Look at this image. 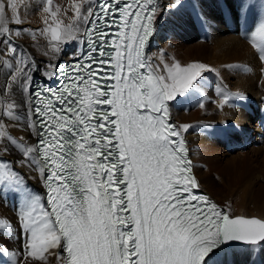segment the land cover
<instances>
[{
	"label": "snow or ice",
	"instance_id": "1",
	"mask_svg": "<svg viewBox=\"0 0 264 264\" xmlns=\"http://www.w3.org/2000/svg\"><path fill=\"white\" fill-rule=\"evenodd\" d=\"M214 2L245 20L256 6ZM183 6L172 0L173 9ZM193 9L214 21L202 0ZM160 10L158 0H73L70 8L45 0L47 27L36 30L51 49L44 55L73 50L67 63L41 69L13 40L25 33L35 40V32L12 28L23 23L18 4L0 0V67L9 70L0 84V199L17 209L15 220L0 221L15 229L13 239L0 236L9 264H207L233 244L249 258L257 247L264 253V217L235 215L199 192L182 138L190 126L174 124L170 107L201 94L210 69L154 63L149 43ZM243 39L264 62V12ZM218 95L220 109L246 98L223 85ZM21 120L28 139L8 127ZM29 178L41 181L42 193Z\"/></svg>",
	"mask_w": 264,
	"mask_h": 264
},
{
	"label": "bare ground",
	"instance_id": "2",
	"mask_svg": "<svg viewBox=\"0 0 264 264\" xmlns=\"http://www.w3.org/2000/svg\"><path fill=\"white\" fill-rule=\"evenodd\" d=\"M11 2H15L18 4L19 15L20 18L23 20V23L20 25H17L14 22H12L11 27L28 29L30 30V32H35V35L37 37V39L34 40L31 34L25 33L21 37L13 36V40L15 41L16 44L21 45L24 49H26L28 52L31 53V56L35 58V61L39 64L41 69H44L45 65L49 62L56 63V61L61 59H69V53H71V51L73 50V46L71 45H69L68 48L66 49V54L62 56L50 57L44 55L46 51L50 52L51 49L48 45V41L45 40L43 37H41L39 35V32L36 30L47 27L44 24L45 14L42 11V6H44L45 0H11ZM55 3H57L61 7L70 8V5L73 3V0H55ZM158 3L160 4L161 10L160 13L158 14V19L156 21L155 35L153 36L152 40L149 43V55L153 58L155 64L160 65L161 69H163V65L165 63L172 64L176 61L180 62L182 65L194 63L195 59L193 58L194 56L191 54L192 44H187L185 47V43H183L184 40L189 39L188 37L191 34L190 33L191 25H192L191 20L189 18L188 19L183 18L181 24L184 21L186 23L182 24L178 28V22L181 16L178 17L177 24L174 23L173 20L169 18V15L173 10V8L171 7L172 0H158ZM206 7L209 9V11L207 12L211 17L213 18L221 17L220 12H218L219 14L217 12H212L210 6H206ZM256 7L257 10L258 8H260L258 7V5ZM220 9L222 13L225 12L227 14V8L222 9L221 6ZM185 14H187V11L185 12ZM67 15L68 17H71L72 15L71 11H69ZM182 17H184V15H182ZM221 18L223 19V17ZM235 20H236L235 17H230V21H231L230 24L232 25L231 28L233 29V27H235L234 28L235 32L234 30H232L231 34L230 32L228 33L230 35L227 34L226 36H223L224 38H222L221 35L220 39L214 41V45L212 46L214 47L213 51H215L213 58L217 60L218 63L223 62V60H225L224 58L223 60L216 59L217 57L216 52H218L219 50H228L231 51L229 54L231 58L240 59L241 61H244V63L245 62L248 63L247 72H245L244 74L241 73V71L239 70L238 72L234 70H229V71L223 70L224 71L223 74L225 75L226 78L224 80V86L233 93L235 92L243 93L246 98L244 100H234L232 103L235 106L233 107L225 106L223 109H220L218 108V103L220 100L219 96H216L218 98L212 96V101L215 102L212 103V105H210L207 104L206 101H204V99H207V96L204 93H201L203 97L204 105L206 107L204 106L202 108L198 105V107H196L195 109L193 108L189 111L190 107L193 106L195 102L193 97L195 98L197 97V96H190L187 99L182 98L178 102L173 103L170 108H171L172 118L176 121L178 125L187 124L190 126L187 129V131L183 133L185 134L188 140V145L190 147L191 162L193 164V170L196 174L198 183L201 186V188L204 189L206 192H208L210 196L215 198V200L220 202L222 205L224 206L230 205L231 210L232 212H234V214L257 215L260 217H264V200L256 199V201H260L259 204L258 203L254 205L249 204L245 200L244 193L241 192L240 197L237 199V202H235L234 200H231L229 197H227L225 194H222V192L218 193V189H220L221 186L219 185V183H217V180H215V178L209 176L203 179V174H202L203 172H205V174H207V172L211 174L210 172L212 168L210 162L212 161L207 160L209 158H205L207 157L205 154L208 153H204L203 155L202 153H199V151L200 150H201L200 152H203L204 150L206 151L205 146L208 144L210 145V143H207L206 145L202 144L201 140L205 139V141L203 140L204 142L215 141L218 132L213 128V125L217 126L218 129L220 130L221 138L224 137V139L226 140L228 138L227 135L229 136L232 135L234 137V143H241L243 145L248 144V142L250 141H253V136L256 133V136L254 137V141L256 142L255 143L256 145L254 144L255 146H251L253 149L252 151H256L257 153H263L264 156V126L259 127L256 125V123L252 121L253 116H255V119H257L259 113H264V73L263 74L259 73V69H258L259 65H260L259 68L260 67L264 68V62H261L259 59L253 58L252 48L249 46L246 40L241 38V35H239V33L237 32L236 30L237 23L235 26V22H236ZM243 22H245V20ZM49 23H51L50 18H49ZM67 23H70V20L65 18L64 24ZM64 24H62L61 27H63ZM245 30H247V28H245ZM213 34L215 35V33ZM199 45L202 44L200 43ZM0 47H6V46L0 44ZM230 56H227V58L228 57L230 58ZM240 60L238 62H241ZM226 61L228 60L226 59ZM206 65H208V63ZM256 68H257V72H256ZM8 71L9 70L7 69L6 66L0 67V84H3L5 80L9 79L8 75H6ZM3 99L4 97L0 96V100ZM248 102H250L251 104H249ZM203 110H207V111L210 110V111L209 113L208 112L206 113L207 115H203L202 114ZM19 113L22 118L27 114L26 104H22V107L19 109ZM7 123L11 131V134L15 138L17 139L21 137L25 139L29 138V133L25 130V127L23 125V120L18 122L8 121ZM228 123L234 124V127H237L236 129L238 130L228 129L227 128ZM206 126L207 129L209 127H212L215 131L214 137H212V139H209L208 138L209 136L208 137L206 136L207 134L204 131V128ZM237 139L238 141L235 142V140ZM196 144L198 145L199 147L198 149L200 150H198L197 148L195 149ZM210 146L208 147L213 148ZM260 148L263 149L260 150ZM207 150L209 149L207 148ZM237 152L241 153V151L239 150ZM198 153L202 154L204 157L203 158L201 156L203 163L204 162L206 163L205 164L206 170L200 169L201 167L199 168L198 162L201 160V158H199ZM222 154L225 155L226 153L223 152ZM238 164L239 163L237 162V165ZM23 171L27 172V169H23ZM234 173L239 174L240 171L238 172L236 170ZM220 177H222V175ZM255 177H257V175H255ZM258 178H261L262 181H264V172H262V175L260 174ZM28 183L31 185L32 190L41 193L43 192L41 181L38 178L37 179L29 178ZM223 202H226L227 204ZM16 212L17 209L15 206V202L13 200L0 199V221H4L5 218L9 220H15ZM14 231L15 229L0 227V236H8L9 239H13L10 233ZM9 246L12 247L13 245L10 244ZM248 251L249 249L246 248L245 246H235L224 252H218L210 256L207 261V264H223L225 259H227L228 264H245V262L249 261V259L255 260L256 264H264V253L261 254V249L259 247L253 250V254L250 258L247 255ZM256 252H257V256H256ZM0 264H4V263L0 262Z\"/></svg>",
	"mask_w": 264,
	"mask_h": 264
},
{
	"label": "rangeland",
	"instance_id": "3",
	"mask_svg": "<svg viewBox=\"0 0 264 264\" xmlns=\"http://www.w3.org/2000/svg\"><path fill=\"white\" fill-rule=\"evenodd\" d=\"M195 1L196 0H184L183 8L179 10L173 9L169 15V18L173 20L174 23L177 24L178 17L181 16V18H179L178 28L182 24L186 23L184 21L181 24V21L183 20V18L184 19L189 18L191 20V24H192L191 32H190L191 34L188 37L189 39L184 40L183 43H185V47L187 44H192L191 54L194 56L193 58L195 59L196 63H203L205 65L208 63L207 66L210 69V71L205 74L206 79L204 81V87H203L202 93H204L207 96V99H204V101H206L207 104L212 105V103L208 101H212V96L214 97L219 96L218 90L221 85L224 86V80L226 78H225V75L223 74L224 73L223 70H227V71L234 70L237 72L239 70L241 71V73L244 74L245 72H247L248 63L247 62L244 63V61H241L240 59L231 58V56L229 55L231 51H228V50H219L218 52H216L217 54V57L215 56L216 59L223 60L224 58L225 59L223 60L224 63L223 62L218 63L217 60L213 58L214 53H215V51H213L214 47H212L214 45V41H216L217 39H220L221 35H222V38H224L223 36H226L229 32L231 34L232 30H234L235 27H233V29L231 28L232 25L230 24L231 23L230 16H228L225 12H223L224 15L221 14L222 13L220 9L221 6H222V9L226 8L224 4L221 3L220 8L217 9L214 0H202V3L204 4L206 11H209V9L206 6H210L211 11L217 12V13L220 12L221 17H223L224 20L221 17L214 18V21H209L206 23L207 24L206 25L204 22L201 21V19L197 17V14L193 9V5ZM232 2L236 3L237 6H239L240 0H232ZM253 2L255 3L256 6L258 5V7L260 8H258L257 10V7L255 6V8H253L252 12L249 14V17L247 20L243 18H236L235 20L236 21L235 26L237 23L236 30L239 33V35H241V38H243L245 31L249 30L252 27L255 21V17L259 13L264 12V6H261L258 3V0H253ZM186 11L188 15L185 14ZM182 15H184V17H182ZM244 20L245 22H243ZM207 26L210 28V30ZM245 28H247V30H245ZM213 33H215V35ZM216 35H217V38H216ZM198 43L199 44L201 43L203 46L199 45ZM252 51H253V58L258 59L257 56L254 54L253 49ZM203 53L205 56L203 55ZM227 56H230V58L228 57L229 58L228 59ZM226 59L228 61H226ZM201 60H204V61H201ZM239 60L241 62H238ZM259 66H258L259 73L263 74L264 68L263 67L259 68ZM256 72H257V68H256ZM192 96H197V97L196 98L193 97L195 102L193 106L190 107L189 111L193 108L195 109L196 107H198L199 103L201 102V98H202L201 94L194 93ZM248 103L251 104L250 102ZM209 111L210 110L208 111L203 110L202 114L207 115L206 113L207 112L209 113ZM255 120H256L255 116H253L252 121L255 122ZM213 128L218 132L216 139H215V141L217 142L215 141L204 142L205 139H203L204 141L201 140V143L204 145H206L207 143H210V145H212V146H210L209 144L206 145L205 146L206 151L203 149L204 150L203 152H200L201 150L198 149L199 148L197 145L198 143L195 146V149L197 148L198 150H200L199 153H202L203 155L204 153H208V154H205L207 156L205 158H209L207 160L212 161L210 162L211 163L210 165L212 168L210 172L211 174H209V172H207V174L203 172L202 173L203 179L209 176H212L213 178H215V180H217V183H219L221 187L223 186L222 188L220 187V189H218V193L222 192V194H225L227 197H229L231 200H234L235 202H237V199L240 197V193L243 192L247 203L252 204V205L257 204V203L259 204L260 201H256V199L264 200V181H262L261 178H258V176L260 174L262 175V172H264L263 153H257L256 151H252L253 149L251 146H255L256 144L255 145L252 144L251 141L245 145L241 143H234V137L232 135L230 136L227 135L228 138L225 140L224 137L223 138L220 137L221 132L218 129V127L213 125ZM213 128L209 127L207 129V126L204 128V131L207 134L206 136L207 137L209 136L208 137L209 139H212V137H214L215 131ZM227 128L236 129L237 127H234V124L232 123H228ZM255 136H256V133L253 136V141H254ZM236 141H238V139L235 140V142ZM208 146L213 147L214 149L209 148ZM239 146H242V147H240V149L235 148ZM207 148L209 150H207ZM262 149L263 148H260V150ZM238 150L241 151V153H238L237 152ZM223 152H225L226 154L223 155L222 154ZM202 154H199V158H201V156L203 157ZM200 161L198 162L199 168L201 167L200 169L206 170V165H205L206 163L205 162L203 163L202 158ZM237 162L239 163L238 165H237ZM236 170L238 172L240 171V173L239 174L234 173ZM220 174L222 175V177H220L221 176ZM249 174H252V175H249ZM255 175H257V177H255ZM223 203H226V202H223ZM245 264H248V261L245 262Z\"/></svg>",
	"mask_w": 264,
	"mask_h": 264
}]
</instances>
